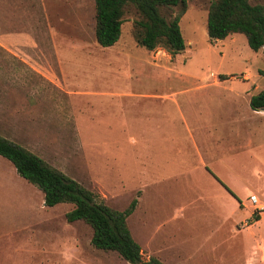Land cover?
Segmentation results:
<instances>
[{
    "label": "rangeland",
    "instance_id": "obj_1",
    "mask_svg": "<svg viewBox=\"0 0 264 264\" xmlns=\"http://www.w3.org/2000/svg\"><path fill=\"white\" fill-rule=\"evenodd\" d=\"M211 1L186 0L179 20L186 47L171 54L138 44L132 9L125 11L118 41L102 47L95 38V0H0V135L113 209L137 198L127 219L132 236L140 245L152 236L165 264H264L254 247L245 257L251 243L264 240V216L242 228L264 208V148L237 151L234 136L195 137L210 169L245 201L249 215L236 225L244 215L228 214L235 200L202 165L198 149L188 150L190 158L177 151L192 145L190 129L200 128L183 124L182 114H221L222 122L223 114H264L252 113L247 103L249 93L264 88L262 50L253 51L242 33L210 40ZM241 89L246 95L236 97ZM159 114H173L161 121V140L153 130ZM251 194L262 208L254 210ZM203 201L210 205L199 207ZM72 207L44 205L42 191L0 156V264H32L19 260L43 252L82 262L67 264H131L95 248L87 223L67 221ZM167 215L169 222L159 225ZM181 257L189 261H177Z\"/></svg>",
    "mask_w": 264,
    "mask_h": 264
},
{
    "label": "trees",
    "instance_id": "obj_2",
    "mask_svg": "<svg viewBox=\"0 0 264 264\" xmlns=\"http://www.w3.org/2000/svg\"><path fill=\"white\" fill-rule=\"evenodd\" d=\"M127 9L135 19V38L147 50L162 46L176 54L185 49L179 20L186 9V0H95V38L102 47L115 44ZM176 10V11H175ZM206 32L210 40L242 33L248 46L262 50L264 59V4L250 0H212L207 12ZM250 108L264 109V88L251 95ZM0 156L12 163L16 172L43 193V203L73 204L66 214L69 222L82 220L92 228L91 244L102 250L115 251L132 264H164L155 257L141 260L140 247L132 238L126 218L136 206L133 198L123 210L109 207L78 181L53 167L44 159L0 135ZM259 218L253 212L249 223Z\"/></svg>",
    "mask_w": 264,
    "mask_h": 264
},
{
    "label": "crops",
    "instance_id": "obj_3",
    "mask_svg": "<svg viewBox=\"0 0 264 264\" xmlns=\"http://www.w3.org/2000/svg\"><path fill=\"white\" fill-rule=\"evenodd\" d=\"M252 94H254V93L251 92V93L248 94L249 95L248 99H247V103L248 104H249V100H250V97H251ZM240 95H242V96L244 95L245 96L246 95L245 94V90L241 89L237 94H235L236 97H238ZM236 97H233V99L236 98ZM249 107H250V105H249ZM251 111H252V113H257V112H260L262 110H253V109H251ZM169 115L172 116L173 114H159L158 125L154 127V128H157V129H153L156 133L160 134V137H159L158 140H161V134H164V133H161L159 131V128L161 126V121L166 120ZM179 115H181V114H179ZM182 115L183 116H181L182 117L181 121H182L183 124L186 123V125L188 126V125H190L189 124V122H190L192 125H194L196 127H200V128L193 129V131H192V129H190V132L192 133V137L194 139V143L195 144L194 143L192 145L188 144V145L183 146V147H179L177 145L178 146L177 147L178 153L182 152L184 150L185 153H186V156L188 155L187 156L188 158H190L192 156V152L188 151L189 149H191L192 147H195L197 149L199 148L198 145H197V141H196L195 137L200 136L202 134L207 136V137L212 136V134L216 135V137H223V138L224 137H232V138H230L231 141L233 140V136H234V138H235L234 141H237L238 145H236L235 149L234 148H232V149L233 150H237V151L238 150H244V149H246L248 147H252L254 144H258L260 147H262L260 149L264 148V114H223V116H226V120H224L223 122L221 120V119H223L221 114H182ZM186 115L189 116V121H188ZM239 119H242V121H240ZM142 123L146 124L144 120L142 121ZM203 126H205L206 130L202 129ZM148 127L151 128L153 126H148ZM147 140L148 139H146V143H148ZM211 141H212V143L215 142V138H213ZM216 142H218V140H216ZM149 144H151V143H149ZM195 148H193L192 150L193 151L196 150ZM196 151H199V149L196 150ZM199 152L201 153V156L203 157L201 159L202 165L205 167V169L208 171V173H210V175L213 178H215L216 182L217 183L219 182V185L222 187V190L227 192L229 194V197L231 196V198H233L235 200L234 204L229 206V208L231 207V209L228 210V214L230 213L231 215H235V216H237L238 214L239 215L240 214L244 215L242 218L239 217L236 221H233V223L235 224V223L239 222L240 220L245 219L246 216L249 215L248 211L245 210L243 207H241L242 204L243 205L245 204V201L242 198H240L239 196H237L234 193V191H232L224 183V181L221 178H219L210 169L209 163L207 161L208 159L206 160V157H204V155H203L204 152H201V151H199ZM205 152H207V145H206ZM196 155H197V153H196ZM195 165H196V163L193 162L191 167H193ZM263 176H264V173H263ZM202 196H203V194H202ZM202 199L203 200H208V198H206V196H203ZM202 199L196 198L195 202H199ZM203 202H206V203L204 205L199 203V207L207 208L210 205V201H203ZM248 202H250L249 201V197H248ZM137 204H138V200H137L135 208L137 207ZM145 206H148V203L147 204L145 203ZM135 208L127 216L126 222H127V219L130 217V215L134 214V212L137 210ZM195 209H196V211L202 213L200 211V209L198 208V206L195 207ZM152 214H153V219H155V215L156 214L154 212H152ZM204 215H205V213H204ZM168 216L169 215L165 216V219L163 221L159 222V225H162V226L166 225L169 222V219H166V217H168ZM263 216H264V208H262V210L260 211V215H259V218L257 220L252 221L250 223H247L246 227H242V228L251 227L253 224L259 222L261 217H263ZM138 219L140 220V218H138ZM141 224L143 225L144 223H141ZM127 226H128L129 231H130V234L132 236L133 233L131 232V228H130V226L128 224H127ZM180 228H181V226L179 227V229ZM145 236L147 237L148 233H146ZM132 238H133V236H132ZM170 238H171V236L168 237V241H169ZM151 239H152V236H149V238L147 239V242L145 244L143 243L142 245H140L136 241L138 243L139 247H140L141 260L142 261H148L151 257H155L156 259H158L162 263H164L165 261L168 262V260L160 258V256H159V253L161 252L160 248H157V247L153 246L151 244ZM69 244H70V242H65V241L61 242V245H62V247L64 249L69 247ZM253 247L255 248V252L258 253V257H261V258L263 257V254H264L263 253L264 252V240L260 239V240H255L253 243H251L249 245V249H247L246 253H245L246 254V256H245L246 260H247V258H249L250 255H252V253H253L252 248ZM143 250H145V252ZM68 252H70V251H68ZM147 253H148V255H147ZM143 254H146V256H147L146 260L142 259V255ZM187 258L181 257L177 261H180V260L189 261L188 260L189 258L188 259ZM20 260H22V258ZM20 260H19V262H29V263H32V264H54V262L55 263H63V264L64 263L67 264V262H75V263L79 262V263H82L81 259L79 257H76L75 255L74 256L73 255H68V253H63L62 255H56L54 253H50L49 254V253L43 252L42 254H39V255L29 256L28 258H26L23 261H20Z\"/></svg>",
    "mask_w": 264,
    "mask_h": 264
},
{
    "label": "built area",
    "instance_id": "obj_4",
    "mask_svg": "<svg viewBox=\"0 0 264 264\" xmlns=\"http://www.w3.org/2000/svg\"><path fill=\"white\" fill-rule=\"evenodd\" d=\"M249 201H250V203L252 204V206L254 207V210H256V209H260V208H262V206L260 205V204H258V198H257V196L255 195V194H251L250 196H249ZM258 210H256V212H257Z\"/></svg>",
    "mask_w": 264,
    "mask_h": 264
}]
</instances>
